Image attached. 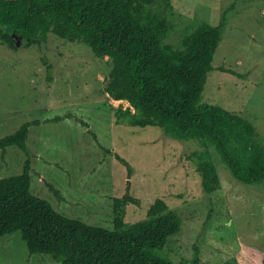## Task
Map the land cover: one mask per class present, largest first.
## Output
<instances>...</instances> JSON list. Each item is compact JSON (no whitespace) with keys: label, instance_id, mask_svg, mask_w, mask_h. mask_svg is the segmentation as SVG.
Returning a JSON list of instances; mask_svg holds the SVG:
<instances>
[{"label":"rangeland","instance_id":"1","mask_svg":"<svg viewBox=\"0 0 264 264\" xmlns=\"http://www.w3.org/2000/svg\"><path fill=\"white\" fill-rule=\"evenodd\" d=\"M224 13L228 23L204 100L252 119L264 137V0H173L168 16L174 28L167 41L181 46L199 23H218ZM16 39L18 48L0 43V138L40 120L30 126L27 142L34 193L68 216L106 227L113 226L114 197L139 200L124 205L127 222L145 218L161 197L183 218L164 250L174 261L191 260L198 252L200 264L233 258L264 264V181L240 182L213 149L222 186L206 192L192 154L201 148L198 141L174 138L156 125L116 123L115 110L129 101L104 90L108 56L98 57L86 44L54 33L31 47L21 36ZM27 157L15 145L5 154L0 150V177L22 172ZM0 264L62 263L30 253L16 231L0 236Z\"/></svg>","mask_w":264,"mask_h":264},{"label":"trees","instance_id":"2","mask_svg":"<svg viewBox=\"0 0 264 264\" xmlns=\"http://www.w3.org/2000/svg\"><path fill=\"white\" fill-rule=\"evenodd\" d=\"M171 7L173 0H0V43L18 48L21 36L31 47L54 33L86 44L96 56H108L105 92L129 101L115 110L116 123L156 125L174 138L198 141L201 148L192 154L206 192L222 186L213 149L240 182L264 181V137L255 122L204 100L227 14L215 24L202 21L175 47L167 41L174 28ZM46 63L50 70L52 64ZM39 123L27 121L0 138L3 154L15 145L28 156L22 172L0 177V236L20 231L30 253L48 254L62 264H200L198 252L179 262L164 253L183 224L164 198L150 204L145 218L127 222L124 205L139 200L114 197L113 226L106 227L68 216L34 193L27 142L30 126ZM119 158L132 172L129 162ZM49 187L63 197L60 188ZM221 264L242 263L233 258Z\"/></svg>","mask_w":264,"mask_h":264}]
</instances>
